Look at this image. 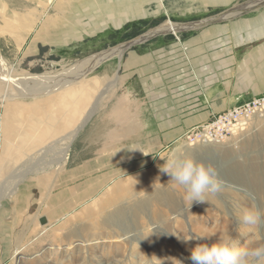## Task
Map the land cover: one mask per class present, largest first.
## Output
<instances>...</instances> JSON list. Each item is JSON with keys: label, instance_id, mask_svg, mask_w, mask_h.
<instances>
[{"label": "rangeland", "instance_id": "rangeland-1", "mask_svg": "<svg viewBox=\"0 0 264 264\" xmlns=\"http://www.w3.org/2000/svg\"><path fill=\"white\" fill-rule=\"evenodd\" d=\"M208 1L0 0V157L4 153L32 155L31 164L19 162L15 169L18 178L9 180L7 186L18 187L14 195L1 199L0 264H193L190 257L197 244H212L231 236L246 248L264 245V119L252 118L241 134L207 144L213 152L203 163L216 168L225 190L208 197L207 203L193 202L190 206L185 189L161 171L174 147L186 143L179 140L163 148L152 146L154 157L143 162L145 156L141 155L140 164H130L133 154L127 155L123 149L132 145L133 126L116 124L132 116L139 104L146 105L140 99V89H124L127 84L139 87L136 79L128 82L129 73L122 70L127 52L135 49V44L120 46L151 33L155 34L147 41L184 40L213 28H186L188 23L250 0ZM263 8L264 1L254 14ZM130 11L138 15L133 17L127 13ZM122 13L129 19L122 18ZM252 17L240 13L222 23L252 21ZM166 22L182 28L158 32ZM162 44L142 43L141 47L155 49L154 54H161L165 60L164 52L156 51ZM248 48L240 47L239 52ZM63 84L69 87H61ZM100 91L105 93L98 98ZM164 97L170 95L159 98ZM88 113L89 118L81 125ZM77 127L67 144L68 156L75 152L87 155L64 163V174L74 176L53 192L62 202L69 198L78 202L72 206L76 216L70 217L75 212L65 210L61 214L64 207L55 197L49 200L44 191L31 192L28 177L18 180L28 166L35 172L47 166L45 161L65 146L60 138ZM87 128L88 139H83L81 133ZM101 161L105 163L99 166ZM85 164L94 168L76 176ZM7 170L4 168L2 179ZM20 190L24 196L16 197ZM68 192L73 197L68 198ZM85 192L88 197H83ZM109 199H117V203L108 204L106 211H119L118 219L128 228L126 234L115 216L107 221L97 214L99 209L78 212L84 204L98 201L100 208ZM247 204L261 211L262 220L256 227L240 223ZM64 206L67 209L70 204ZM39 217H46L47 222L40 225ZM61 224L59 230L52 231ZM189 236L193 240L185 243ZM16 249L20 251L13 257Z\"/></svg>", "mask_w": 264, "mask_h": 264}, {"label": "crops", "instance_id": "crops-1", "mask_svg": "<svg viewBox=\"0 0 264 264\" xmlns=\"http://www.w3.org/2000/svg\"><path fill=\"white\" fill-rule=\"evenodd\" d=\"M258 7L245 12L252 14V21L222 23L226 19L205 25L213 28L184 40L148 38L127 52L122 70L129 73L126 80L136 79L139 87L127 84L124 89H140V99L146 103L116 123L133 126L132 145L123 149V153L133 154L130 164L154 157L152 146L163 148L182 140L191 127L264 94V8L255 15ZM225 31L229 32L223 34ZM159 42L163 44L157 45L156 51L164 52L165 60L154 54L155 49L141 47L142 43L151 46ZM243 46L249 48L241 53ZM166 94L170 97L159 98ZM87 135L88 128L81 133L83 139H88ZM141 155L145 156L142 160Z\"/></svg>", "mask_w": 264, "mask_h": 264}, {"label": "bare ground", "instance_id": "bare-ground-1", "mask_svg": "<svg viewBox=\"0 0 264 264\" xmlns=\"http://www.w3.org/2000/svg\"><path fill=\"white\" fill-rule=\"evenodd\" d=\"M123 2V1H122ZM139 2V1H138ZM137 2V3H138ZM144 2V1H143ZM142 2V3H143ZM210 1H208V0H204V3L205 4H208ZM124 3V2H123ZM131 3V2H130ZM115 4V3H114ZM137 5V4H136ZM118 6V5H117ZM135 6V5H134ZM133 6V7H134ZM117 8V7H116ZM111 9V8H110ZM112 10V9H111ZM118 10V9H117ZM135 10V9H134ZM119 11V10H118ZM139 12V11H138ZM108 13H110V14H113V13H115V11H108ZM127 13H129V14H133V17H134V15H138L137 13H131V11L130 12H127ZM109 14V15H110ZM142 14V13H141ZM120 17V16H119ZM121 17L122 18H124L125 20L126 19H129V16L126 14V13H122L121 14ZM132 17V18H133ZM116 21V20H115ZM115 24H116V26H117V24H118V22H115ZM186 27L187 26H189V25H185ZM182 28V25H178V24H173V23H170V22H166V23H164L163 25H161V27L160 28H157L158 29V32L159 31H178V30H180ZM155 32V31H154ZM106 57V56H105ZM95 60V59H94ZM95 62V61H94ZM72 72V71H71ZM36 77V76H35ZM31 78H33V77H31ZM34 79V78H33ZM29 80V79H28ZM38 80V79H37ZM47 80V79H46ZM45 80V81H46ZM31 81V80H30ZM25 82V81H24ZM29 82V81H28ZM33 82V81H32ZM44 83V82H43ZM110 83H111V81H110ZM33 84V83H32ZM46 84V83H45ZM21 85V84H20ZM24 85H25V83H24ZM28 85V84H27ZM34 85V84H33ZM38 85V84H37ZM36 85V86H37ZM40 85V84H39ZM66 85V84H65ZM64 84L61 86V87H69V86H65ZM46 86H48V83L46 84ZM39 87V86H38ZM111 87V86H110ZM105 88V87H104ZM108 88H109V86H108ZM20 90V89H19ZM36 90H39V89H34V91H36ZM45 90V89H44ZM52 90H54V89H52ZM105 91H106V89H105ZM38 92H41V91H38ZM101 93H99L98 92V98H99V96H101V95H103V93H105V92H102V91H100ZM34 93H36V92H34ZM49 93V92H48ZM54 93V92H53ZM53 93H50V94H53ZM78 95H80L79 93H77ZM97 95V94H96ZM89 113H88V115L85 117V118H83L82 119V121H81V125H83V123L87 120V118H89ZM252 118H257V119H264V114H262V115H259V116H254V117H252ZM252 118H251V120H252ZM250 120V121H251ZM250 121H249V123H250ZM248 123V124H249ZM80 125V126H81ZM79 127H77V128H75V130H71L65 137H63V138H60V140L62 141V142H64L65 143V146L62 148V150H61V152H59V153H57V154H54V155H52L53 157H51V159L49 158V159H47L46 161H45V163H47L46 165L47 166H43L40 170H37V172H35L34 170H32L33 168H31L32 166H30V168H29V166H28V169H26L24 172H23V174H21V176H20V178H19V180L18 181H20V180H22L23 178H21V177H23L24 176V178H26L27 179V177H28V182H27V184H28V186H29V189H30V191L31 192H33V190H39V191H44V193H46V195H47V199H49V200H52V198L51 197H55L54 196V194H53V192L55 191V190H57L58 188H60V185L62 184V183H64L65 182V184L67 185L68 184V182L70 181V178L71 177H73L74 175H69V176H66L64 173L65 172H63L62 171V169H63V165H64V163L67 161V160H78L79 158H83V157H86V153L87 152H80V153H74V155H72V157H69L68 155V151H67V148H68V145L67 144H69V140L71 139V137L72 136H74L76 133H77V131L79 130L78 129ZM245 129L246 128H244L243 130L245 131ZM242 130V131H243ZM242 131H239V132H237L235 135H233V136H231V137H234V136H236V135H239V133L240 132H242ZM241 134V133H240ZM204 145V147H208L207 146V144H203ZM199 147H203V146H200V145H194V146H190V145H188L187 143L186 144H181V145H177V146H175L174 147V149H173V152H172V154H171V156L172 155H174V154H180V155H187L191 150H194V149H198ZM52 152V151H51ZM14 154H16V153H4L1 157H0V212H2V211H4V209L2 208V204H1V199L3 198V197H5L6 195H8V194H13L14 195V193H15V190L16 189H18V187H16L14 184L12 185L11 184V186H7L8 185V183H11V181H9V180H14L15 178H18L17 176H18V173L17 172H19V171H17L16 173H15V169H17V164L20 162L21 163V161H25V162H27V161H29L30 160V158H31V154H27V155H18V156H16V155H14ZM39 158H42L41 156L39 157ZM43 159V158H42ZM39 160H41V159H39ZM30 162V161H29ZM28 162V163H29ZM39 162V161H38ZM19 163V164H20ZM24 162H22V164H23ZM33 163V162H32ZM44 163V162H43ZM105 162L104 161H101V162H99L98 164H99V166H102V164H104ZM109 163V162H108ZM29 164H31V162L29 163ZM34 164V163H33ZM24 165V164H23ZM28 165V164H27ZM38 165V164H37ZM21 166V165H20ZM25 166H26V164H25ZM35 166V165H34ZM19 167V166H18ZM24 167V166H23ZM38 167V166H37ZM40 167V166H39ZM4 168L5 169H8L7 170V172H8V174H7V176L4 178V179H2V176H5V173H4ZM9 168L12 170H9ZM12 168H14V169H12ZM20 168V167H19ZM18 168V169H19ZM26 168V167H25ZM92 168H94V167H90V166H88V164H85V165H83L82 166V168H80L79 169V171H77L76 172V176H79V175H82V174H85V173H90V171L92 170ZM24 169V168H23ZM137 170V169H136ZM116 171V170H115ZM17 175V176H16ZM120 177V176H119ZM114 178V177H113ZM66 180V181H65ZM64 181V182H63ZM114 181V180H113ZM112 181V182H113ZM125 181V180H124ZM117 183V182H116ZM87 184H89V183H87ZM92 185V184H91ZM116 185H118V183L116 184ZM115 185V186H116ZM65 186V185H64ZM63 186V187H64ZM26 187V186H25ZM66 187V186H65ZM79 189V188H78ZM7 190H9V191H7ZM87 190H88V185H87ZM95 190V189H94ZM7 191V192H6ZM46 191V192H45ZM43 193V194H44ZM69 193V192H68ZM34 194H36V193H34ZM57 195H59V194H57ZM61 195H63V193L61 194ZM73 194H71V193H69V195H68V198L69 197H71ZM78 195V194H77ZM22 196H24V192H22L21 190L16 194V197H22ZM44 196V195H43ZM11 197V196H10ZM63 197V196H62ZM73 197V196H72ZM83 197H88V193L86 194V192L83 194ZM9 198V197H8ZM64 198V197H63ZM55 200L58 202V203H60V202H62L63 200H62V198L61 197H55ZM67 200V199H66ZM117 199H109V200H107L102 206H100V208H98L99 207V205H98V201L96 202V201H93L92 203H91V205H88V204H84L83 205V207L82 208H80V210L78 211L79 212V214H85V212L84 211H87V212H92V210H97V209H99V211L97 212V214H99L104 220H110L111 219V217L112 216H115V217H117L116 219H115V221H117V223H120L121 225H122V227L120 228L122 231H123V233L124 234H126L128 231V228H127V226H125L124 224H123V222H122V220H120V219H118L119 218V211H110V212H107L106 211V206L109 204V206H112V205H115L116 203H117V201H116ZM65 201V200H64ZM87 201V200H86ZM105 201V200H104ZM49 202V201H48ZM75 201L74 200H72L71 202H70V198L67 200V201H65V202H62L61 203V208L62 207H64L63 208V210L61 211H59V212H61V214L65 211V210H67V212H69V213H72L74 210H72L73 208H72V206L74 207V205H77L78 204V202L77 203H74ZM70 204V206H68V208L67 209H65V206L64 205H69ZM138 204H141V201H138ZM93 205H96V208L95 209H88L90 206H93ZM247 207H251L249 204H247ZM5 210H7L6 208H5ZM8 211H6L5 213H7ZM75 213H74V215H72V216H70V217H75L76 216V214H77V212L76 211H74ZM121 212H122V210H121ZM124 212V211H123ZM93 215V214H92ZM51 216V215H50ZM65 217V216H64ZM40 218V217H39ZM46 218V217H45ZM39 220V219H38ZM68 220H66L65 222H67ZM46 222H47V218H46ZM28 225V224H27ZM41 225V224H40ZM61 226H63V224H61V225H58L56 228H54L52 231H55V230H59V228L61 227ZM33 231V230H32ZM69 231L73 234V231H72V228H70L69 229ZM135 237H132L131 238V240L132 241H135ZM71 242H69L68 243V247H70L71 246ZM88 245V244H87ZM16 247V246H15ZM83 248V247H82ZM19 249V248H18ZM18 249H16V250H14V252H13V257H15V255H17V253H19V251L20 250H18ZM68 250V249H67ZM79 252H81V248H79ZM17 261V260H16ZM20 261H22L21 259H20ZM107 264V263H106Z\"/></svg>", "mask_w": 264, "mask_h": 264}, {"label": "clouds", "instance_id": "clouds-1", "mask_svg": "<svg viewBox=\"0 0 264 264\" xmlns=\"http://www.w3.org/2000/svg\"><path fill=\"white\" fill-rule=\"evenodd\" d=\"M161 171L185 189L189 206L193 202L207 203L208 197H216L225 190V182L216 168L211 164L205 165L193 156L174 154L165 161ZM239 220L244 226L256 227L262 220L261 211L255 206L245 208ZM191 240L193 238L189 236L184 242ZM190 259L193 264H264V245L246 248L227 236L212 244H197L192 249Z\"/></svg>", "mask_w": 264, "mask_h": 264}, {"label": "built area", "instance_id": "built-area-1", "mask_svg": "<svg viewBox=\"0 0 264 264\" xmlns=\"http://www.w3.org/2000/svg\"><path fill=\"white\" fill-rule=\"evenodd\" d=\"M264 113V94L254 96L234 107L213 115L207 122L191 127L183 136L190 146L226 141L243 130L252 117Z\"/></svg>", "mask_w": 264, "mask_h": 264}, {"label": "water", "instance_id": "water-1", "mask_svg": "<svg viewBox=\"0 0 264 264\" xmlns=\"http://www.w3.org/2000/svg\"><path fill=\"white\" fill-rule=\"evenodd\" d=\"M262 1L264 0H250V1H246L247 4H244V5H236L234 7H231L229 8L228 10H225L219 14H216V15H213V16H210V17H207V18H204V19H201V20H198V21H195V22H191V23H188L186 28H191V29H199L205 25H209V24H214V23H218V22H222L228 18H231V17H234V15H237V14H240V13H245L246 11H248V4L249 5H259L261 6L262 5ZM176 33V32H175ZM155 34V33H154ZM153 33L151 34H145V35H142L138 38H135L131 41H129L128 43H126V45H122L120 47H123V46H130V45H133V44H137V43H140L148 38H150L152 35H154ZM158 34V33H156ZM200 146H203V147H199L198 149H194V150H191L187 155L189 156H193L194 158H196L198 161H201V162H205V160L207 161L212 152H213V149L210 148V147H204V145H200ZM39 223L40 224H45L46 223V218L45 217H40L39 218Z\"/></svg>", "mask_w": 264, "mask_h": 264}]
</instances>
